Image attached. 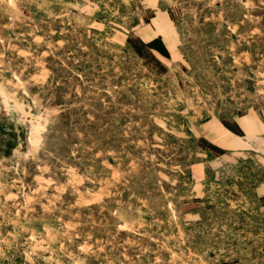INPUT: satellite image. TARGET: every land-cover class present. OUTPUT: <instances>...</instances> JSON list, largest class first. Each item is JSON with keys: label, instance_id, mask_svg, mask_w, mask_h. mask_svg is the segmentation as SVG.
I'll return each mask as SVG.
<instances>
[{"label": "rangeland", "instance_id": "rangeland-1", "mask_svg": "<svg viewBox=\"0 0 264 264\" xmlns=\"http://www.w3.org/2000/svg\"><path fill=\"white\" fill-rule=\"evenodd\" d=\"M0 264H264V0H0Z\"/></svg>", "mask_w": 264, "mask_h": 264}, {"label": "trees", "instance_id": "trees-1", "mask_svg": "<svg viewBox=\"0 0 264 264\" xmlns=\"http://www.w3.org/2000/svg\"><path fill=\"white\" fill-rule=\"evenodd\" d=\"M137 41V45L135 44H131V47L133 48V50L139 54V55H144L143 51L146 53L148 52V54H151L150 50H155L157 51L159 54L167 57L168 56V51L167 48L165 47V45L161 42L160 38H152L150 41L144 42L141 40H136ZM144 49V50H143ZM143 50V51H142ZM146 50V51H145ZM152 59H154V61L156 62V64L159 66V68L161 70H163L164 66L159 62V60L157 58H155L153 55H150ZM230 127V126H229ZM232 128V127H231ZM65 143H69L65 142ZM66 147V145H62L61 146Z\"/></svg>", "mask_w": 264, "mask_h": 264}]
</instances>
